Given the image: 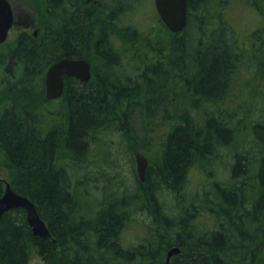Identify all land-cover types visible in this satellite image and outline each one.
<instances>
[{
  "label": "trees",
  "instance_id": "trees-1",
  "mask_svg": "<svg viewBox=\"0 0 264 264\" xmlns=\"http://www.w3.org/2000/svg\"><path fill=\"white\" fill-rule=\"evenodd\" d=\"M42 1V33H24L16 43L21 77L5 88L0 152L12 189L35 204L52 237L34 235L25 210L6 213L0 264H29L34 256L45 264H168L165 253L173 247L181 253L169 264H264V109L253 108L250 81L240 78L243 68L264 64V0L256 1L257 9L251 0H218L223 7L211 20L210 0H187L182 33L168 31L156 15L160 32L154 28L149 35L134 24L139 1L104 0L99 9L76 10L65 0ZM243 6L258 15L251 32L234 26ZM166 30L170 39L158 37ZM64 58L85 59L93 74L96 68L109 74L100 87L66 77L62 97L47 100L35 83ZM116 59L137 69V79L119 75ZM54 103L59 107L52 109ZM148 120L168 126L157 140L158 127L143 124ZM131 123L145 132L142 147L129 148L132 156L158 144L157 153H142L146 181L136 173L132 190L110 192L106 183L94 188L98 177H80L76 169L90 163L101 131L136 141ZM223 160L228 170L221 180L212 179L204 193L183 196L191 199V211L185 207L175 219L157 207L156 194L176 193L185 172H211ZM152 172L155 181L149 180ZM3 191L0 183V197ZM98 193L105 194L103 201ZM134 210L152 214L153 231L143 242L125 245ZM199 217L208 223L202 231L190 224Z\"/></svg>",
  "mask_w": 264,
  "mask_h": 264
},
{
  "label": "rangeland",
  "instance_id": "rangeland-1",
  "mask_svg": "<svg viewBox=\"0 0 264 264\" xmlns=\"http://www.w3.org/2000/svg\"><path fill=\"white\" fill-rule=\"evenodd\" d=\"M65 1L66 7L69 10H76L82 7L83 5H87L88 7H96L99 9V6L103 5L104 0ZM138 1L142 4H140L137 19L135 20L134 24L138 25L137 28L147 33L148 35L150 34V31H153L154 28H156L160 32L158 24H155L157 20L156 15L158 14L154 0H135L134 4L136 5ZM251 1L252 5L255 7V9H257L258 6L256 1L258 0ZM9 2L14 12V24L9 33L8 40L0 45V119L4 112L5 104L7 102L6 96H8V93H5V88L7 85H11L12 87L14 84L19 82V79L17 78L21 77V75L19 74L21 67L18 65L16 60H14L15 58L13 57V54L15 53L14 51L16 43L18 42L19 37L24 33L30 36L37 35L38 33L41 34L43 27L42 23L44 18V16H42V7L44 6V2L42 0H9ZM221 5L218 0L209 1L207 6L209 20L213 18L211 17L212 14L217 13L223 7V5L222 7ZM261 12L264 13V8ZM256 15L257 13L251 10V8L243 6V8L237 12V17L234 18L235 21L239 22L234 25L235 29L243 32H246V30H250L249 32H251L252 30L256 29L258 26V15ZM167 30L158 34V37L161 35L162 37L170 39L171 34L170 32H167ZM117 60L122 65V70H120V73L119 71L117 73L119 75H123V73L125 72L126 74L124 75H126L128 79L136 80L137 74L135 70L137 69H134L125 64L122 61L123 59H116V61ZM10 65L11 68H9ZM251 68V71H247L245 68H243L244 72L240 78L242 81H250V98L252 103L256 104V106H254L253 108L255 110H258L260 108L264 109V64L263 62L259 61L257 64H252ZM96 71L94 72L93 78L90 83L96 85L97 87H100L99 80L105 79V77L108 76L109 73L105 71L103 72L101 68H96ZM250 73L253 74V76ZM45 77L46 72L42 79L35 83L37 87H40L42 88V90H44V93L46 91ZM122 81H126L125 78L122 79ZM172 87L173 86H171V83H169V88ZM161 97L166 100V97L164 95H162ZM152 106H154V104H152ZM55 107H59L58 103H54V106L51 108L55 109ZM154 120L157 121V119ZM146 123L149 127H152L153 129L158 127L157 135H153L155 140L159 138V134L163 132L165 133L168 127L165 124L158 125L156 127V125L152 121L151 123L149 120L147 122L143 121V124ZM131 127L135 133L133 134L132 132L133 136L136 135V137H138L136 141H134L133 139H131L132 141H130L125 137H122L121 133L118 131L112 133H103L101 131L100 134L96 136L100 142V149H95V154L91 157L89 164H82L83 167L81 169H76V172L79 173L80 177H84L85 175L89 176V173L90 177L92 176V174H95V176L98 177L99 181L98 183H95L94 188L99 187L103 189V183H106L109 185V188L112 186L110 192H119L120 190L124 191L125 188H129L130 190H132V188L136 185L135 182H137L135 177V174L137 173L136 155L144 153L146 157L151 156L158 152V144L156 141H154L152 142V145H150L148 150L146 149V151H143L142 153H134L132 156L129 148H135L137 150L140 149L144 144V142H141V138L145 136V132L142 130H138V128L132 123ZM211 169V172H198L196 170H192L191 172H185V176L183 179L184 186H182L180 189H177L176 193L166 189L163 194H156L157 200L160 204V206L157 207L160 208L161 211H163V207H166L169 213L165 211L164 212L168 214L171 218L174 217L175 219H178L182 215V210L184 211L185 207L188 208H186L187 210L191 211V208H189V204H187L189 201H191V199L187 200L186 197L183 196L186 193L189 197H191V195L196 192L204 193L206 189L211 187L212 179L221 180L222 177L226 175L225 171L228 170L227 165L225 164V160L217 161L212 165ZM67 173L69 175L70 172ZM155 174L156 172H152L150 174V181H155ZM137 177L139 178L138 174ZM12 180L13 176L11 172H9L3 166L2 155L0 152V183L2 184L4 191L6 189V185L4 182H8L10 184ZM122 183H124V185ZM109 195L111 194L109 193ZM104 196V193H98V196L95 198L99 199L100 201H103ZM133 217L135 218L136 223L130 224L129 227H127V229H125L123 233L125 245H135L136 243H141L145 240L144 238H146L147 235H150L153 231V228H151L153 219L152 214L150 212L144 213L140 210H134ZM190 220H192V218ZM190 224L193 226L194 230L197 229L200 231L204 229V226L208 225L207 221L202 217H199L197 220L196 218H194V220H192ZM169 251L165 253L166 257ZM29 264H45V262L41 258L34 256Z\"/></svg>",
  "mask_w": 264,
  "mask_h": 264
},
{
  "label": "water",
  "instance_id": "water-1",
  "mask_svg": "<svg viewBox=\"0 0 264 264\" xmlns=\"http://www.w3.org/2000/svg\"><path fill=\"white\" fill-rule=\"evenodd\" d=\"M156 10L167 29L175 34L182 33L187 27V0H154ZM14 24V12L9 0H0V45L8 39ZM65 77H75L81 82H89L92 77L91 64L83 59H62L53 64L46 74V97L57 100L62 97ZM137 174L142 182L146 181L148 160L143 154L136 155ZM0 197V219L8 212L23 208L27 213V222L34 235L50 239L51 232L45 221L40 217L35 204L28 198L17 194L8 182ZM181 249L172 248L167 254V263L180 254Z\"/></svg>",
  "mask_w": 264,
  "mask_h": 264
},
{
  "label": "flooded vegetation",
  "instance_id": "flooded-vegetation-1",
  "mask_svg": "<svg viewBox=\"0 0 264 264\" xmlns=\"http://www.w3.org/2000/svg\"><path fill=\"white\" fill-rule=\"evenodd\" d=\"M102 5H100L99 7H101Z\"/></svg>",
  "mask_w": 264,
  "mask_h": 264
}]
</instances>
